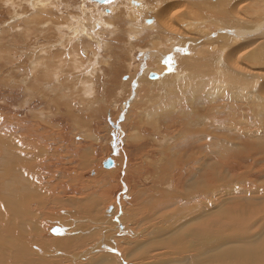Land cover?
<instances>
[{"label": "bare ground", "instance_id": "bare-ground-1", "mask_svg": "<svg viewBox=\"0 0 264 264\" xmlns=\"http://www.w3.org/2000/svg\"><path fill=\"white\" fill-rule=\"evenodd\" d=\"M3 1L13 8L19 0ZM71 2L65 0V4ZM27 3L33 11L61 4L58 0H27ZM104 4L84 0L79 11L74 5L77 13L69 14L68 18L64 16V21H60L61 16L60 20L52 18L53 21L47 22L45 17L41 18L44 13L38 11L23 23L26 29L30 23L36 26L40 22L49 23L50 30L56 32L57 41L49 42L47 47L40 44L39 48H32L33 51L29 49L27 56H31L32 78L48 71L54 80L63 76L70 84V79L77 77L75 92L79 99L94 92L95 76L100 71L95 69L96 61L100 60L98 50L108 47L105 37L122 32L126 37L123 45L129 52L137 49L143 53V64L137 65L135 73L125 82L129 90L127 99H135L144 82L153 90L158 88L153 101L155 96L163 97L162 102L152 108L159 111L158 114L161 112L159 115L164 118L173 113L170 120L161 122L157 119V124L161 122V129L168 130L175 142L168 146V159L162 166L151 165L159 178L150 177L153 184L150 199L130 202L134 206L128 217L132 221L131 230L148 224L151 227L145 238L126 240L130 247L125 248L127 260L135 261V257L146 254V259L133 263L264 264V147H248L245 156L239 152L242 147H237L264 145V0H114L115 6L107 16L101 9L92 8ZM17 17L14 19L18 20ZM55 43L61 47L58 52L52 50ZM40 53L45 54L41 56L44 59L38 56ZM64 53L68 55L64 56ZM81 56L87 57L88 61L83 62ZM66 62L67 72L64 69ZM142 67L146 69H142L139 76L137 71L140 72ZM149 72L156 77L146 82ZM37 80L48 82L46 76ZM135 82L134 91L130 86ZM78 88L80 90H76ZM145 115L152 117L151 111ZM12 135L15 137L14 133ZM4 136L10 137L0 132V143ZM227 147L233 148L230 152L233 162L216 156L224 154ZM45 149V145H33V142L31 145H0V264H55L61 260L70 264H116L113 262L116 258L108 253L104 255L108 249L107 241L114 246L110 237H102L98 245L95 243L96 246L83 253L75 252L79 249L74 246L78 243H75L76 237L70 241L66 236L65 244L59 241L60 237L53 240L46 237L53 230L47 231L46 225L50 221L42 220L46 219L42 210L47 207L57 182L53 184L47 180L49 167L41 161L47 156ZM251 150L255 151L251 153ZM126 168L129 175L136 171L130 158ZM123 183L132 194L133 186L128 181ZM162 185L168 190L161 192L158 199L153 198L160 193ZM112 211L116 217L119 211ZM121 226L117 218L114 229L121 231ZM74 227L67 228L65 234L77 236L82 230L80 226ZM131 230L128 229L127 234L135 235ZM103 247L107 249L103 250ZM98 251L100 254H90ZM54 256L60 260L52 262L49 258ZM87 256L89 260L79 261Z\"/></svg>", "mask_w": 264, "mask_h": 264}, {"label": "rangeland", "instance_id": "rangeland-1", "mask_svg": "<svg viewBox=\"0 0 264 264\" xmlns=\"http://www.w3.org/2000/svg\"><path fill=\"white\" fill-rule=\"evenodd\" d=\"M58 1L59 4L61 2L59 6L55 7L56 4L53 5L56 9L53 6H51V8L47 6L41 10L33 11L32 8L27 6V0H19L18 4L13 8H11V6L9 7L7 5L8 3L4 4V1L0 0V132L10 135V137L4 136L0 145H9L10 143H13V145H31L32 142L33 145H45L46 149L44 151L47 150V156L45 158L42 157L44 160L41 159V161H45L47 167H49L50 175L47 180L53 184L57 182L55 188L53 187L51 190L52 194L50 195V201L48 202L47 207L45 206L43 208L44 211L42 210V213L44 212V215L46 216V219L43 218L42 220L45 222H48L46 220L50 221L46 225L47 231L53 230L50 231L46 237L50 240H53L52 238L58 239V237H60L59 241L64 244L66 243L67 237L70 241L74 240L72 237H76L77 241L75 238L76 242H74L78 243L74 246H78L79 249L75 252L78 251L83 253L88 250V248L93 247L95 243L98 245L100 242L99 240L107 236L115 243L114 246L112 244L111 246L109 241L106 242L108 249L105 247L107 252L104 253V255L108 253V255L116 258L113 261L116 264H134L139 260L142 261L144 258L146 259V254L141 255L140 257H135V261H128L125 256V252L128 251L125 249L128 247L126 240L133 241L135 239L145 238L144 236L148 233L151 225L148 224L141 229L134 228V230H131L132 221L129 219L131 217L130 209L134 206H132L130 202L131 200L144 202L148 200V198L150 199L152 194L151 187L153 186L150 177H152V175L154 177L156 176L155 178L158 177L156 171L153 170L151 165L153 166L155 163L154 166H162L166 162L165 159H168L169 153L166 151L169 149L168 146H171L175 142L170 137L168 130L161 129L163 126V124H161L163 119H166V121L170 120L173 118V113L171 115L166 114L167 116L165 115L164 118L163 115H159L161 112L158 114L159 111L154 110L155 105L161 103L163 97L155 96V101H153L152 98L154 94L158 92V88L154 87L155 90H153V87L146 85L144 82L142 83L143 85L140 86V91L136 94L135 99H127V91L129 92V90L127 89L125 82L129 80L131 74L135 73L136 66L138 65V67H140L143 64L141 60L143 53L137 49L132 53L129 52V49L123 45L126 43V37H124L122 32L117 33L112 37H105L106 42H108V47L104 48V50H98V57L100 60L96 61L97 64L95 65V69H99L101 75H99L100 71H98L99 74L96 75L99 77V80L95 76V83H97L94 84V92L87 98L81 97L80 100L75 92V86L78 82L75 79L77 77L73 80L70 79L72 81V83H70L71 85L68 81L66 82L64 80L65 78L63 76L61 77L62 79L59 78L58 80H54V78L50 77L48 71H45V73H38L39 75L41 74L40 76H46L48 82L38 81L37 79L40 78L38 74L36 75V79L32 78L31 68L29 67V58L31 56H27L30 53L29 49L39 48L38 45L40 44H42L41 46L47 47L49 42L52 43L56 40V32L54 34V32L50 30L52 27L49 23L43 24L42 22H40L38 26L30 23V25H28L29 29L27 28L29 31H27L23 20L28 19L29 16H34L32 13L36 14V12L39 13L38 11H42L45 15L41 14V18L44 19L43 17H45L47 22L50 20L53 21L54 18L60 20L59 18L61 16L60 21H64L66 16L67 18L69 17V14L74 15L77 13L76 10L79 11L81 2H84V0H72L71 5L67 3L65 4V0L63 2L62 0ZM87 2L89 4V1ZM60 6L61 9H59ZM114 6V0H112L111 3L108 2L104 5H97V7L92 6V8L101 9V13L106 14L105 16H107L110 14V9ZM73 7L77 9L75 10ZM18 15H20L21 18ZM48 15H50L49 17H51V19H48ZM16 17L18 20L14 19ZM29 32L32 33L29 34ZM150 33L151 32H148V34ZM104 34L107 33L104 32ZM52 46V50L56 52L61 48L60 46H57L56 43L52 44ZM52 53L49 55H52ZM43 55L45 54L41 55L40 53L38 56L41 57ZM67 55L68 53H64V56ZM41 58L44 59L43 57ZM85 59L87 60L85 61ZM81 60L87 62L88 58L81 56ZM66 64L67 62L65 63L64 69H66L67 72V68L69 67ZM130 64H132L131 67ZM142 69L145 70L146 68L142 67L139 69L141 70L140 72L137 71L139 76L143 73ZM151 74L153 73L149 72L147 74V79H145L146 82L150 81L148 79H150L149 76ZM119 82H122L121 85ZM135 87H137V82L133 83V85L130 86V89L135 91ZM76 90H80V88ZM158 98H160V101ZM89 100L93 102V105H91L92 103H89ZM143 111L145 113L151 111L152 117L148 118ZM157 119H161L160 125L157 124ZM113 124L115 127H112ZM258 126H261V122H259ZM158 132H160V134ZM12 133H14L15 137H13ZM134 134H136V136H134ZM124 136L129 139L127 138L125 140ZM235 146L236 145H234V147ZM238 146L242 147V150L239 149V152L244 156L247 154L248 147L250 149H254V147H264V145H237V147ZM253 151L255 150H251L250 152L253 153ZM230 152H233V148L227 147L224 154L216 156L221 160L233 162V159L231 158L232 153ZM128 158H130L131 163L136 169L133 175L127 174L128 168L126 167H128ZM116 161L118 162L116 163ZM161 171L163 172V170ZM161 171L160 173H162ZM164 171H166V169ZM166 174L167 173H165V175ZM110 175H112V177ZM138 175H142V177L139 178ZM160 175L162 176L163 174ZM123 181H128L130 186H133L134 189L132 194L127 192V188H125ZM159 190L160 193H156L157 195L153 198L158 199V197L162 195L161 192H166L168 189L163 186ZM169 191L171 192V190ZM78 199L80 201H78ZM76 201L78 202L74 203ZM69 202L71 203L68 204ZM75 204H77V206ZM77 207L79 208V211L77 210ZM80 209H82V211H80ZM115 209L119 211L117 213L118 216L116 215V217L112 215V210ZM47 216L49 217L47 218ZM53 216H56L55 219L57 221ZM57 217H59V219ZM62 218H64V221H62ZM117 218L122 225L121 231H116L114 229ZM59 222L62 223L59 224ZM70 223L75 225H71ZM64 225H69L70 227L68 226L64 228ZM112 225L114 226L112 227ZM73 226L77 229L78 226L81 227H79V229L82 230L79 231V234L81 235L83 233L81 239L79 234H76L77 236H71L70 234L71 237L65 234L67 233L65 230L67 228L70 229ZM128 229L135 232V235L132 233L127 234ZM142 230H144V232ZM92 234H95L96 236ZM46 237L44 238L46 239ZM103 245H105L104 241ZM105 248L103 247V250ZM129 248L130 247H128V249ZM94 250L96 249L94 248ZM103 250H101V252ZM90 254L93 256L94 254L100 253L98 251L97 253ZM90 254L88 255L89 257ZM88 256L84 258L85 260L83 258L78 260L80 262H85L89 260ZM59 257H62V255L59 254ZM59 257L54 256V258L50 257L49 259L54 262L60 260ZM141 257L142 259H140ZM66 263L70 264L69 261ZM66 263L61 260L55 264Z\"/></svg>", "mask_w": 264, "mask_h": 264}, {"label": "water", "instance_id": "water-1", "mask_svg": "<svg viewBox=\"0 0 264 264\" xmlns=\"http://www.w3.org/2000/svg\"><path fill=\"white\" fill-rule=\"evenodd\" d=\"M90 1H95V2H97V3H99V4L108 3V0H90ZM155 77H156V76H155L154 74H151V75L149 76L150 79H153V78H155Z\"/></svg>", "mask_w": 264, "mask_h": 264}, {"label": "snow or ice", "instance_id": "snow-or-ice-1", "mask_svg": "<svg viewBox=\"0 0 264 264\" xmlns=\"http://www.w3.org/2000/svg\"><path fill=\"white\" fill-rule=\"evenodd\" d=\"M108 2H109V3H111V2H112V0H108Z\"/></svg>", "mask_w": 264, "mask_h": 264}]
</instances>
